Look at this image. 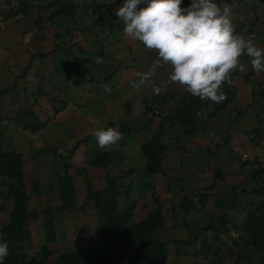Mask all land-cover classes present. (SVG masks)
<instances>
[{"label": "rangeland", "instance_id": "1", "mask_svg": "<svg viewBox=\"0 0 264 264\" xmlns=\"http://www.w3.org/2000/svg\"><path fill=\"white\" fill-rule=\"evenodd\" d=\"M121 1L0 0V152L9 154L0 166L15 159L22 173L17 180L0 169L3 264H61L99 248L89 194L108 180L117 185L116 214L127 211L139 224L160 212L163 224L150 238L173 242L165 264H264V72L242 56L244 71H232L219 104L178 83L159 95L136 90L134 73L157 53L124 35L115 15ZM213 2L227 3L235 32L255 33L264 49V0ZM170 71L157 69L158 86ZM98 127L118 128L123 138L104 151ZM216 173L221 180L206 190ZM16 200L36 219L22 222ZM69 200L73 207L59 210ZM12 225L27 233L16 240ZM114 241L106 262L149 264L146 251Z\"/></svg>", "mask_w": 264, "mask_h": 264}, {"label": "clouds", "instance_id": "2", "mask_svg": "<svg viewBox=\"0 0 264 264\" xmlns=\"http://www.w3.org/2000/svg\"><path fill=\"white\" fill-rule=\"evenodd\" d=\"M181 3L182 0H123L115 10L118 21L124 22V35L157 53L147 71L134 73L132 87L151 88L159 95L168 84L178 83L201 100L222 103L227 99L222 85H231L233 70L244 71L242 56L251 58L253 71L264 72V49L255 43V33L245 37L235 32L233 11L227 3L222 8L213 0H191L184 8ZM97 62H103L102 58L97 57ZM166 65L171 71L158 86L153 77L158 68ZM102 88L110 92L106 84ZM93 135L104 151H111L123 138L113 127H98ZM8 256L9 244L0 233V264Z\"/></svg>", "mask_w": 264, "mask_h": 264}, {"label": "trees", "instance_id": "3", "mask_svg": "<svg viewBox=\"0 0 264 264\" xmlns=\"http://www.w3.org/2000/svg\"><path fill=\"white\" fill-rule=\"evenodd\" d=\"M121 2L123 3V1ZM185 4L186 6H188L190 4L189 0H185ZM144 6V4L140 5V7ZM7 156H9V154H3L0 152V158H6ZM105 157H107L106 154ZM149 157L151 156L149 155ZM16 165L20 166V163L15 159H10L7 161L5 160L0 166V169L7 173L10 178L15 177V179L20 180V178L22 177V173L18 167H15ZM219 180H221V176L216 173L213 179V184L207 187L206 190H212L214 188V183ZM116 188L117 185L115 181L108 180L107 185L103 190L92 192L91 194H89L95 204V210L98 215V223L102 235V244L100 245V247L93 249H85L84 251H80L77 254L64 256L62 259L60 258L61 264H82L80 262L82 258H84L88 264H112L111 262H106V259L108 261H110L111 259V247L113 241L116 238H119L120 240L125 241L129 244H134L140 250L146 251L148 253V256L146 258L147 263L165 264V260L168 255L167 245L169 244V241L164 243H155L150 238L151 234L159 230L163 224V218L160 212L156 211L154 213L149 214L139 224H135L132 222L131 215L127 211H124L121 214H116V197L118 196ZM205 202L206 194L202 193L200 197V204L204 205ZM72 207L73 203L71 200H69L67 203H63L59 210H65ZM186 209L187 208H185V210ZM15 210L18 211V218L22 220V222H25L27 218L36 219V216L29 215L24 212L21 204L17 200L15 203ZM223 218L224 217H222L221 219ZM212 226L213 224L210 223V228ZM9 231L15 233L13 234V236L11 235L15 239L17 236H21L22 233H27V229H25L23 225H19L16 228L14 225H12ZM50 232L52 233V229H50ZM148 249L150 250L148 251ZM36 261L37 260L33 259L30 262H24L20 264H44L43 262L41 263V261ZM135 262L139 263L137 259L135 260Z\"/></svg>", "mask_w": 264, "mask_h": 264}, {"label": "crops", "instance_id": "4", "mask_svg": "<svg viewBox=\"0 0 264 264\" xmlns=\"http://www.w3.org/2000/svg\"><path fill=\"white\" fill-rule=\"evenodd\" d=\"M144 175H145V176H148L149 178H154V177L156 178V177H157V175H152V174H147V173H144ZM158 175H159V174H158ZM158 179H159V178H157V181H158ZM213 179H214V177H213ZM213 179H212V181H213ZM217 182H218V181H217ZM212 184H213V182H212ZM210 185H211V184H210ZM210 185H209V186H210ZM209 186H208V187H209ZM213 189H214V188H213ZM96 221H97V223H98V217H97ZM98 224H99V223H98ZM116 242H117V241H114V242H113V249H115ZM171 242H172V241H169V243H171ZM128 244H129V243H128ZM168 252H169V251H168Z\"/></svg>", "mask_w": 264, "mask_h": 264}]
</instances>
